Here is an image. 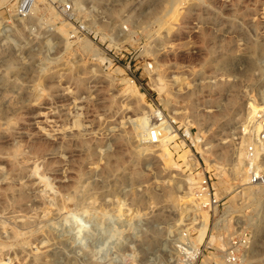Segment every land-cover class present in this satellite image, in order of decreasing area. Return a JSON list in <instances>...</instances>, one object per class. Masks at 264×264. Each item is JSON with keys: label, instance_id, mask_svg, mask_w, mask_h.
Returning a JSON list of instances; mask_svg holds the SVG:
<instances>
[{"label": "rangeland", "instance_id": "rangeland-1", "mask_svg": "<svg viewBox=\"0 0 264 264\" xmlns=\"http://www.w3.org/2000/svg\"><path fill=\"white\" fill-rule=\"evenodd\" d=\"M74 2L0 20V260L264 264V0Z\"/></svg>", "mask_w": 264, "mask_h": 264}, {"label": "built area", "instance_id": "built-area-1", "mask_svg": "<svg viewBox=\"0 0 264 264\" xmlns=\"http://www.w3.org/2000/svg\"><path fill=\"white\" fill-rule=\"evenodd\" d=\"M36 2L37 0H16L11 7L3 11V15L1 13L0 20H3L4 15L8 17H13L18 20L26 19L32 13ZM248 172H249V178L251 184L257 185L263 183L264 179L260 176L259 172H257V169L255 166H253L251 160L249 163ZM201 187H202V192L199 191L200 193L199 196L200 197L202 195L208 196V203L207 204L203 203V205L209 207L210 210L212 209L211 206H218L219 202L216 201V199L214 198L215 195H213L207 179H204L202 181ZM244 240L232 239L231 241H229L225 251L223 252L228 263L235 264L239 260L238 258L239 253L242 250V248H244L245 246ZM191 252L192 250L190 244L180 243L179 245H177V249H176V253L179 256L178 260L172 264H194L200 255L199 254L200 251L198 250V253L196 254Z\"/></svg>", "mask_w": 264, "mask_h": 264}, {"label": "bare ground", "instance_id": "bare-ground-1", "mask_svg": "<svg viewBox=\"0 0 264 264\" xmlns=\"http://www.w3.org/2000/svg\"><path fill=\"white\" fill-rule=\"evenodd\" d=\"M2 1H4V0H0V3H2ZM83 0H76V2H74L77 6H79V4L82 2ZM63 3V2H62ZM38 7L37 6H35V8H34V12L36 11V9H37ZM78 8V7H77ZM80 8V7H79ZM21 21V20H20ZM18 23V22H17ZM1 24V23H0ZM4 27H6V26H4ZM63 33V32H62ZM65 33V32H64ZM63 33V34H64ZM84 47H85V49H90L89 48V46L88 45H84ZM83 47V48H84ZM239 64V63H238ZM162 80V79H161ZM160 81V80H159ZM160 84H162L161 82H160ZM159 89V88H158ZM135 91V90H134ZM133 93H135V92H133ZM138 97V96H137ZM250 107H253V114H251V115H257V114H259L260 112H264V109H260V108H257V106H254V105H250ZM252 109V108H251ZM155 117V116H154ZM255 117V116H254ZM151 120V119H150ZM153 121V120H152ZM154 122V121H153ZM150 124H151V126H152V123H151V121H150ZM157 124V123H156ZM151 126H150V128H151ZM153 126H155V123H154V125ZM159 127V128H158ZM156 129H154V128H152L153 129V131L151 132V133H155L154 135L155 136H157V138H159V136L162 138L161 140L163 141L162 143H164V145H168V144H170L173 140H174V135L172 134V133H169V129L166 127V126H164V125H161L160 124V126H158ZM149 128V129H150ZM163 128V129H162ZM151 130V129H150ZM158 132H160V134L158 135ZM255 135L254 136H257V138H261L262 139V135L264 134V128L260 125H258V127H256V130H255ZM264 137V136H263ZM264 139V138H263ZM258 140V139H257ZM254 141H255V139H254ZM83 145H84V142L82 143ZM174 149H178V146H175V147H173ZM167 151H168V149H167ZM169 152V151H168ZM176 152H177V150H176ZM187 154H189L188 153V150L187 151H184L183 153H182V155H180L179 156V158L180 159H182V160H186L187 159ZM167 155H169V154H167ZM171 155V154H170ZM169 155V156H170ZM171 157H172V155H171ZM170 157V158H171ZM190 157V156H189ZM241 157H242V155H241ZM243 158V157H242ZM169 159V158H168ZM172 159V158H171ZM239 159V158H238ZM254 159H256V157L254 158ZM254 159H251L252 160V162H254ZM170 160V159H169ZM168 160V161H169ZM258 163V162H257ZM176 164V163H175ZM259 164V163H258ZM174 165V164H173ZM244 165H245V162H244ZM244 165H243V167H244ZM254 166H257V164L255 163L254 164ZM259 166V165H258ZM243 170H245V168L244 169H242L240 166H238V163L237 164H234V166L232 167V175H234V176H242L243 175ZM258 172V171H257ZM188 182H190V186L192 187V186H195L196 185V190L197 191H201L202 192V187H201V182H202V179H201V181H200V183L199 184H197L195 181H194V179H192V178H190L189 177V179L187 180ZM249 181H250V179H249ZM245 193L244 194H246V195H248L247 197H251V196H255V198L254 199H252L253 201V203L255 204V205H259V204H261V203H263V202H261V200H260V196H259V192H256V191H252V187L251 188H246L245 189V191H244ZM172 195V193H170V196ZM190 195H192V194H190ZM58 196V195H57ZM189 197V196H188ZM197 199H198V201H199V203H200V206L202 207V204L204 203V204H207L208 203V196L207 195H202L201 197L200 196H197ZM234 200V199H233ZM15 201V200H14ZM203 202V203H202ZM185 204H189V205H192V204H194L195 205V199H194V197L193 196H190L187 200H185ZM188 205V206H189ZM193 206V205H192ZM259 207V206H258ZM187 209V208H186ZM64 211V213H66L67 211H66V209H64L63 210ZM201 234V233H200ZM200 234H199V238H197V240L198 239H201V237H200ZM202 236V235H201ZM203 237V236H202ZM197 242V241H196ZM253 251V250H252ZM0 262H3L4 264H6L3 260H0ZM6 262H9V260H7ZM217 264H220V263H217ZM240 264V263H239Z\"/></svg>", "mask_w": 264, "mask_h": 264}]
</instances>
